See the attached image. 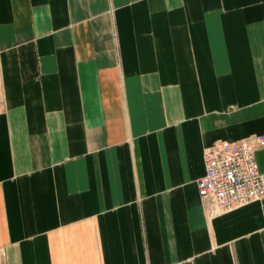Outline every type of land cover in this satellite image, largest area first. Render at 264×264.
Masks as SVG:
<instances>
[{
    "label": "crops",
    "instance_id": "crops-1",
    "mask_svg": "<svg viewBox=\"0 0 264 264\" xmlns=\"http://www.w3.org/2000/svg\"><path fill=\"white\" fill-rule=\"evenodd\" d=\"M263 132L264 0H0V264H264L198 184Z\"/></svg>",
    "mask_w": 264,
    "mask_h": 264
},
{
    "label": "built area",
    "instance_id": "built-area-1",
    "mask_svg": "<svg viewBox=\"0 0 264 264\" xmlns=\"http://www.w3.org/2000/svg\"><path fill=\"white\" fill-rule=\"evenodd\" d=\"M264 147V132L251 139L221 140L204 151L205 174L199 192L209 211L228 210L264 197V173L256 150Z\"/></svg>",
    "mask_w": 264,
    "mask_h": 264
}]
</instances>
